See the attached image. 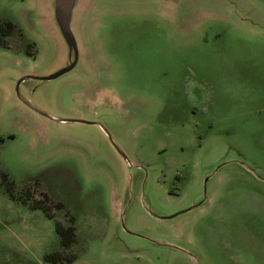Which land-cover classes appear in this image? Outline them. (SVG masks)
Wrapping results in <instances>:
<instances>
[{
	"label": "rangeland",
	"instance_id": "374dc122",
	"mask_svg": "<svg viewBox=\"0 0 264 264\" xmlns=\"http://www.w3.org/2000/svg\"><path fill=\"white\" fill-rule=\"evenodd\" d=\"M45 9L0 0V264H264V0L84 2L80 81L20 93L100 118L131 170L97 127L17 109L65 63Z\"/></svg>",
	"mask_w": 264,
	"mask_h": 264
},
{
	"label": "water",
	"instance_id": "95a60500",
	"mask_svg": "<svg viewBox=\"0 0 264 264\" xmlns=\"http://www.w3.org/2000/svg\"><path fill=\"white\" fill-rule=\"evenodd\" d=\"M85 1L86 0H46L45 13L51 19L52 32L58 35L59 40L62 43V47L65 54V59H64L65 63L62 67H60L59 69L55 70L54 72L48 75H34V74L23 73L15 81L13 88V96L15 97L16 100L15 103H16V107H18L17 109L20 110L21 113L23 114H28L29 116H31V113H33L39 116L40 118L45 119L46 121L49 122H53L55 124H83V125H92L97 127L101 131L103 136L107 139L112 149L117 153L119 158L126 164L127 169L131 170L133 168V164L127 158V156L122 152L119 145L116 143L115 139L113 138L111 133L107 130L105 125L102 123L100 118L95 120H90V119L88 120L82 117V115L75 113L73 114V117L70 118L56 117L40 109L39 107H37L32 103L30 98L22 96L20 93L21 85L27 81H35L38 84H44L57 80L58 78L66 74H72V76L76 77L77 81H80L79 76H82L81 75L82 68L81 66L79 67L80 60L82 62H87L88 60V57H86V50L83 47H80L78 40L79 27L82 23L80 19L79 11L81 10V7ZM78 67L79 70L77 71ZM84 80L87 81L86 79ZM84 80L80 82L81 85L82 84L93 85L94 84L93 82H95V80L92 81L89 80L87 82H84ZM37 88L38 86H36L34 89L29 88L27 93L28 94L33 93ZM99 108L103 110V113L105 112L110 113L112 112L111 109H113L109 107L108 108L99 107ZM24 110L31 113H28ZM85 114L89 116L92 115L94 116L95 112L85 113ZM144 182L142 183V185L144 184ZM201 204L202 202L193 207H189L187 209L179 211L175 214L159 217V219L171 220L180 214L191 211L193 208H196ZM124 231L128 234L135 235L134 233L127 231L125 229Z\"/></svg>",
	"mask_w": 264,
	"mask_h": 264
},
{
	"label": "trees",
	"instance_id": "16d2710c",
	"mask_svg": "<svg viewBox=\"0 0 264 264\" xmlns=\"http://www.w3.org/2000/svg\"><path fill=\"white\" fill-rule=\"evenodd\" d=\"M1 28V25H0ZM8 28L6 27L4 29V33H2V36H7L6 33H8ZM4 34V35H3ZM2 178H5L6 176L4 174L1 175ZM56 231L61 237V241L65 244L66 247L70 246L74 242V228L72 226L66 227V228H60L58 225L56 226ZM47 260H51V263L57 264L62 262V260L57 261V255L56 254H49L47 255ZM76 258H71L66 260V264L72 263Z\"/></svg>",
	"mask_w": 264,
	"mask_h": 264
},
{
	"label": "flooded vegetation",
	"instance_id": "af4514ba",
	"mask_svg": "<svg viewBox=\"0 0 264 264\" xmlns=\"http://www.w3.org/2000/svg\"><path fill=\"white\" fill-rule=\"evenodd\" d=\"M0 25H1V28H0V39L3 37V39H5L6 37H8L11 33H12V31H13V29H14V26L12 25V23H10V22H6V23H0ZM8 28V33H6L7 34V36H2V33H4V29L5 28ZM4 35V34H3ZM4 46H6L5 44H3Z\"/></svg>",
	"mask_w": 264,
	"mask_h": 264
}]
</instances>
